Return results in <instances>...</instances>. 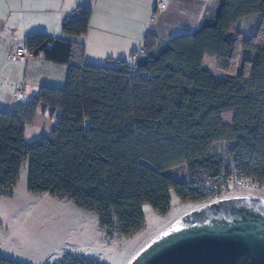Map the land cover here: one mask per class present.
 <instances>
[{
	"label": "trees",
	"instance_id": "16d2710c",
	"mask_svg": "<svg viewBox=\"0 0 264 264\" xmlns=\"http://www.w3.org/2000/svg\"><path fill=\"white\" fill-rule=\"evenodd\" d=\"M92 9L79 5L62 22L65 34L89 29ZM257 13L256 30L238 22ZM32 55L66 64L64 87L41 85L27 100L0 108V195H11L28 161V189L68 198L95 211L110 235L145 227L144 205L159 213L171 192L201 202L207 181L247 176L264 184V0H217L201 25L168 41L147 33L145 52L106 64L85 61L82 42L45 33L26 37ZM241 49L256 52L237 73ZM207 57L228 75L205 67ZM56 114L51 131L28 143L39 109ZM225 143L224 155L214 153ZM184 166L186 177L169 169ZM0 264H30L0 256ZM44 264H109L66 252Z\"/></svg>",
	"mask_w": 264,
	"mask_h": 264
},
{
	"label": "crops",
	"instance_id": "0c3cea01",
	"mask_svg": "<svg viewBox=\"0 0 264 264\" xmlns=\"http://www.w3.org/2000/svg\"><path fill=\"white\" fill-rule=\"evenodd\" d=\"M215 1L0 0V108L8 110L37 91L38 87H29L28 75L38 76L39 82L52 86H59L58 82L67 78L66 64L48 61L42 54L31 55L26 61L7 57L32 34L45 33L82 42L88 63L129 61L128 57L141 49L145 34L168 41L179 33L192 32L201 25L208 6ZM160 3L165 6L159 7ZM79 5L92 9L89 29L79 36L65 34L62 22ZM21 77L22 82L14 81ZM41 109L42 113L38 111L31 124L38 119L44 123L49 117L53 128L56 114L51 116L50 109Z\"/></svg>",
	"mask_w": 264,
	"mask_h": 264
},
{
	"label": "rangeland",
	"instance_id": "374dc122",
	"mask_svg": "<svg viewBox=\"0 0 264 264\" xmlns=\"http://www.w3.org/2000/svg\"><path fill=\"white\" fill-rule=\"evenodd\" d=\"M259 19V14L254 13L238 22V29L243 36H249L256 30ZM255 56V51L241 49L237 73L241 71L245 59ZM128 59L131 60L129 57ZM204 65L218 78L228 75L217 66L216 57H207ZM15 79L17 80L14 81L18 82L23 80L22 77ZM28 79L31 88L42 84L49 85L39 82L38 76L28 75L26 80ZM58 83L59 86L56 87H64L66 78ZM39 111L41 114L42 109ZM51 129L49 117L44 123L38 119L27 126L25 139L28 143L36 142ZM227 148L225 143H220L213 151L224 155ZM28 165V161L23 163L13 193L0 195V256L24 263L54 262L62 259L66 252H71L109 264H128L150 239L169 227L185 212L203 204L183 201L172 191L171 206L166 213H159L150 204H145L143 229L128 236L116 233L110 235L107 229L101 227L97 212L81 208L68 198L29 191ZM168 173L176 178L186 177L184 166L169 169ZM250 194H260L264 197V188L235 189L233 184L228 196Z\"/></svg>",
	"mask_w": 264,
	"mask_h": 264
},
{
	"label": "water",
	"instance_id": "95a60500",
	"mask_svg": "<svg viewBox=\"0 0 264 264\" xmlns=\"http://www.w3.org/2000/svg\"><path fill=\"white\" fill-rule=\"evenodd\" d=\"M128 264H264V197L231 196L192 208Z\"/></svg>",
	"mask_w": 264,
	"mask_h": 264
},
{
	"label": "built area",
	"instance_id": "2783aa9c",
	"mask_svg": "<svg viewBox=\"0 0 264 264\" xmlns=\"http://www.w3.org/2000/svg\"><path fill=\"white\" fill-rule=\"evenodd\" d=\"M164 3H160L159 7H164ZM145 50L141 48L138 53H144ZM32 54L28 48L22 44L12 49L7 57L12 60L26 61ZM137 54H132L131 62L136 63ZM233 184L235 189L240 188H264V184L258 183L255 179L247 176H234L227 182H212L207 181L203 185L199 186L198 190L206 195V198L201 201L205 204L221 198H227L228 193L232 190ZM231 197V196H230Z\"/></svg>",
	"mask_w": 264,
	"mask_h": 264
}]
</instances>
